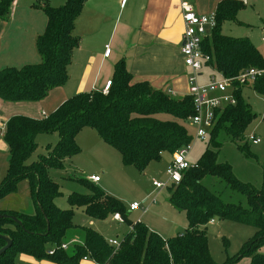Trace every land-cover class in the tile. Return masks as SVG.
<instances>
[{
	"label": "trees",
	"instance_id": "16d2710c",
	"mask_svg": "<svg viewBox=\"0 0 264 264\" xmlns=\"http://www.w3.org/2000/svg\"><path fill=\"white\" fill-rule=\"evenodd\" d=\"M86 1L67 0L57 8L48 4L36 5L48 18L45 32L37 41L41 63L1 71L2 100L41 102L52 90L66 84L73 53L80 44L74 36L75 21ZM14 2L0 0L1 18L9 17ZM245 7L241 2H221L216 10L218 24L203 44L204 52L211 57L209 66L229 80L250 68H264L263 55L249 38H235L221 32L226 22H238V14ZM236 88V106L216 113L210 135L216 150L207 149L183 174L182 181L169 190L170 204L185 213L188 222L184 233L169 239H163L142 222H130L121 201L86 179L77 182L91 193L70 194L69 209H60L56 200L62 196L61 186L50 177V171H64L66 161L81 153L77 137L89 128L120 153L124 166L145 172L165 154L173 156L192 142L188 120L195 115V109L191 97L177 100L154 90L147 82L134 83L122 60L115 66L107 95L99 91L82 93L69 98L42 119L26 116L9 119L3 135L9 148L8 173L0 187V202L17 194L20 184L27 182L34 214L23 210L0 211V250L6 246L2 236L12 241L11 248L0 257V264H16L19 255L55 264H80L84 258L99 264H217L211 256L207 235L208 224L216 219L257 230L255 237L231 259L230 264L244 258H249L250 264H264V255L259 253L264 247V190L258 191L240 182L229 164L218 162L221 146L216 139L219 131L224 129L232 141L240 140L256 118L243 98L246 87L236 84ZM250 88L264 95V79ZM162 115L167 118H159ZM53 134L59 136L57 144L49 145L47 154L31 163L38 150V136ZM209 177L218 178L232 191L246 196L248 208L224 202L204 185L203 181ZM79 208L95 221H105L120 214L133 230L115 248L96 230L83 228V243L63 251L61 246L67 233L74 228V210ZM10 217L18 219L22 226Z\"/></svg>",
	"mask_w": 264,
	"mask_h": 264
},
{
	"label": "crops",
	"instance_id": "0c3cea01",
	"mask_svg": "<svg viewBox=\"0 0 264 264\" xmlns=\"http://www.w3.org/2000/svg\"><path fill=\"white\" fill-rule=\"evenodd\" d=\"M66 1L15 0L9 17H0V72L8 68L21 69L41 63L37 41L45 32L48 18L36 5L48 4L57 8L63 6ZM223 1L228 0H187L195 11L202 15L216 13L218 5ZM229 1L241 2L246 6L251 5L252 10L256 9L255 13L259 18L263 16V10H261L263 0ZM180 4L181 0H87L75 21L74 36L80 40V44L73 53L66 84L52 90L41 102L10 103L0 98L2 126H6L8 120L15 116L42 119L43 114L49 116L69 98L82 93L101 92L105 84L113 80L115 66L122 60L125 61L127 71L131 74L134 83L147 82L154 90L168 94L177 100L188 97V76L191 71L186 67L182 55L185 26ZM243 12V10L239 12L238 22L234 23L238 27H251L250 24L253 23L241 17ZM231 24L233 22H226L223 29L226 30L228 27L231 32L233 27L228 26ZM245 37L252 38L251 32H247ZM106 46L111 48L108 58L105 57ZM261 54L263 55L262 52ZM211 73H213L212 68L205 69L201 81L206 82ZM88 129H84L77 137V143L82 151L80 154H88L94 163H98L103 174H106L108 167L112 163H117L118 156L109 149L114 148L106 144L97 132L95 136ZM3 135L4 132H1L0 153L8 158L9 148ZM56 135L52 136L56 137ZM53 140H56L55 144L59 141L58 138ZM171 162L172 159L169 165ZM91 177L99 176L91 175L87 180L90 181ZM101 182L100 177L99 183H91L98 186ZM2 203L3 201L0 205H3ZM8 210L20 211L21 209L0 206V211ZM31 210L33 211H29L28 214H34V208ZM129 213H132L130 207ZM211 224H215V221ZM93 225L90 222V226ZM92 229L110 240L101 229L96 227ZM128 229L126 235L130 233L131 227L129 226ZM121 240L118 239L120 242ZM18 257H20L19 261L28 264H55L46 260L38 261L27 255ZM80 264H93V262L81 261Z\"/></svg>",
	"mask_w": 264,
	"mask_h": 264
},
{
	"label": "rangeland",
	"instance_id": "374dc122",
	"mask_svg": "<svg viewBox=\"0 0 264 264\" xmlns=\"http://www.w3.org/2000/svg\"><path fill=\"white\" fill-rule=\"evenodd\" d=\"M256 10V9H255ZM252 6H246L241 17H245L250 21L251 27H243L235 23L228 25L233 27L230 32L228 27L221 32L226 36L235 38L245 37L247 32H251L254 46L263 53L264 58V0L261 5L263 16L260 18L256 15ZM262 19V20H261ZM226 24V23H225ZM254 25V28H253ZM251 30L249 31V29ZM243 98L247 105H249L251 112L256 116L255 120L247 128L242 139L232 141L224 129L219 131L216 143L221 146L219 148V163H227L233 168L235 177L242 183L248 184L258 191L264 190V95L258 94L252 88L246 87L243 89ZM159 118L165 119L167 116L162 115ZM0 133L4 132V127L0 123ZM189 133L193 137L192 150L189 154V161L195 164L199 161L207 149L216 150L214 145L210 142H204L195 138L196 130L194 127H188ZM97 136L96 131L92 129ZM251 135L256 136L261 140V144L253 145L249 142ZM58 138L56 135H42L38 139V150L32 157L30 162H34L40 155H46V148L49 145H55L53 139ZM53 141V142H52ZM54 143V144H52ZM57 144V143H56ZM112 150L117 157V163H112L107 173L94 163L92 158L88 155H79L73 160L66 161V168L64 171L51 170L50 177L61 186L62 196L56 200L57 206L62 210L69 209L68 197L72 193L90 194L91 192L80 185L77 180L89 178L91 175H98L102 182L98 187L105 194L114 197L121 201L127 209L128 220L134 224L142 222L152 232L158 234L163 239H169L176 236L178 233L182 234L188 228V222L185 213L173 208L169 202V190L172 188H165L157 190L153 186V181L167 183L169 178L167 176V169L169 161L172 159L170 154H165L161 161L152 163L145 172L141 173L134 167H126L121 161V155L114 149ZM82 152V151H81ZM8 161L6 155L0 153V187L3 184L8 173ZM90 182V181H89ZM91 183V182H90ZM212 192L220 196L226 203L241 205L248 208V199L246 196L232 191L225 183L218 178L209 177L203 181ZM92 184V183H91ZM93 186H95L93 184ZM2 202V201H1ZM139 203L142 207L148 209L147 212L137 210L129 213V207L132 203ZM3 208L21 209L25 212L33 211L27 182H22L19 186L17 194L11 195L3 200ZM113 217V216H112ZM109 217L105 221H93L84 212L83 209H75L73 216L74 228L67 233L66 241L70 247L74 245H81L83 243V228H98L109 237L110 240L123 239L129 230L128 223H115ZM215 224H208V241L211 256L217 264H230L234 258L243 249L244 245L255 237L257 230L253 227L240 225L228 221L214 220ZM90 222L94 225L90 226ZM95 226V227H94ZM132 230V227H131ZM131 232V231H130ZM66 242V243H65ZM70 249V248H69ZM264 247L259 251L264 255ZM16 264H28L19 261L17 257ZM249 258H244L236 264H250Z\"/></svg>",
	"mask_w": 264,
	"mask_h": 264
},
{
	"label": "built area",
	"instance_id": "2783aa9c",
	"mask_svg": "<svg viewBox=\"0 0 264 264\" xmlns=\"http://www.w3.org/2000/svg\"><path fill=\"white\" fill-rule=\"evenodd\" d=\"M180 7L185 26L182 55L186 67L191 71L188 76V97L192 98L195 109V115L190 117L188 125L189 127L195 128V138L197 140L208 142L216 123V113L228 107L236 106L237 104L236 84L243 87L254 86L257 81L264 79V68H250L234 80H229L221 73L213 70V73L210 74L207 81L202 82L201 79L204 76V70L211 68L209 66L211 57L204 52L203 44L206 39L211 37L218 24L217 15L216 13L210 15L198 14L187 0H181ZM110 54L111 48L110 46H106L105 57L108 58ZM111 86L112 81L107 82L101 92L107 95ZM43 116L47 117L46 114H43ZM192 142L188 146L178 150L172 156V162L167 169L168 182L153 181V186L157 190L178 185L182 181L183 174L193 167L194 164L188 158L192 150ZM249 142L253 145L261 144V140L254 135L249 137ZM90 181L94 184L99 183L100 177H91ZM137 210H142L143 212L148 211V209L142 207L139 203H134L130 206L131 212ZM113 220L120 224L125 223L120 214H115ZM210 223H214V220ZM109 244L117 248L120 246V241L109 240ZM69 248L70 246L68 244H62L61 246L63 251H68ZM52 252L53 250L50 253ZM88 260L92 261L89 258H84L82 261ZM92 262L93 264H99L95 261Z\"/></svg>",
	"mask_w": 264,
	"mask_h": 264
},
{
	"label": "water",
	"instance_id": "95a60500",
	"mask_svg": "<svg viewBox=\"0 0 264 264\" xmlns=\"http://www.w3.org/2000/svg\"><path fill=\"white\" fill-rule=\"evenodd\" d=\"M4 217H8V216L4 215ZM10 218H12L16 223L22 226L21 222L18 219H16L15 217H10ZM2 239L6 241V246L0 250V257H2L12 246V241L9 237L2 236Z\"/></svg>",
	"mask_w": 264,
	"mask_h": 264
}]
</instances>
